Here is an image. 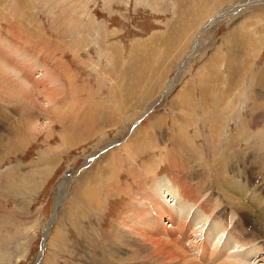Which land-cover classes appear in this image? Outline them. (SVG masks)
<instances>
[{"label": "rangeland", "instance_id": "1", "mask_svg": "<svg viewBox=\"0 0 264 264\" xmlns=\"http://www.w3.org/2000/svg\"><path fill=\"white\" fill-rule=\"evenodd\" d=\"M1 62L0 264H144V230L178 233L169 185L227 253L247 206L264 264V0H0ZM47 71L59 114L29 116Z\"/></svg>", "mask_w": 264, "mask_h": 264}, {"label": "bare ground", "instance_id": "2", "mask_svg": "<svg viewBox=\"0 0 264 264\" xmlns=\"http://www.w3.org/2000/svg\"><path fill=\"white\" fill-rule=\"evenodd\" d=\"M20 7V6H19ZM228 15V14H224V13H219L217 17H215V19L212 21H216L220 18H222L223 16ZM212 22H210L209 24H211ZM76 35V34H75ZM17 36V35H16ZM19 36V35H18ZM197 40V39H196ZM3 43V42H2ZM12 45V44H11ZM195 47V46H194ZM197 47V46H196ZM8 48V47H7ZM196 50V49H195ZM3 63L1 62L0 65L2 66V68H6L3 67L2 65ZM0 66V67H1ZM181 68V67H180ZM7 69V68H6ZM10 69V67H9ZM2 70V69H1ZM8 72L10 70H7ZM2 73V72H1ZM4 73V72H3ZM10 75L12 74L11 71L9 72ZM31 74V73H30ZM7 75V73L5 74ZM4 75V78H5ZM18 75V73H17ZM56 75V74H55ZM2 76V75H1ZM59 76V74H58ZM58 76H54L52 73H49L48 71L45 72V74L42 75L41 80L37 81L36 84L32 85L31 82L30 84H27L23 82V86L21 82H17L15 81V84H19L22 87H20V93H16L18 101L23 104L26 105L27 107H29V116H32L31 110L33 111V107L34 109L38 110L37 108H39L43 113H49V114H54L55 116H57V114H59V108L60 106L58 105V96L60 95V91H61V87L60 86L57 77ZM14 77V76H13ZM1 78V77H0ZM10 78V77H9ZM16 78V76H15ZM19 78V77H18ZM30 78V77H29ZM195 78V77H194ZM7 81L8 78L6 77ZM18 80V79H16ZM27 80V79H26ZM6 81V82H7ZM20 81H22V79H20ZM11 82V81H10ZM17 82V83H16ZM28 82V81H27ZM12 83V82H11ZM13 83V84H14ZM29 83V82H28ZM6 84V83H5ZM8 86V85H7ZM36 86V87H35ZM36 89H35V88ZM9 88V87H8ZM33 88L35 90H33ZM171 88V83L169 84L168 90ZM12 90V88H9ZM8 89V90H9ZM17 89H18V85H17ZM167 90V91H168ZM14 91V89H13ZM41 91V92H40ZM19 92V91H18ZM26 92V93H25ZM25 93V94H24ZM38 93V95H40V93L42 94L43 100L42 103L37 102V98H36V94ZM9 94V91H8ZM62 96V94H61ZM14 97V96H13ZM61 98V97H60ZM28 109V108H27ZM40 113V111H39ZM53 115V116H54ZM61 117V116H60ZM29 119V118H28ZM27 122L25 121V124ZM31 127V131L35 132L37 131L41 125L40 123L36 120V123L34 124V122L31 123L30 125ZM16 141V140H15ZM10 142V141H9ZM16 143V142H15ZM11 144V143H10ZM14 142L11 144V146L9 147V151H12L14 149ZM8 151V150H7ZM3 153V152H2ZM5 153V151H4ZM7 154V152H6ZM4 155V154H3ZM2 158V157H0ZM71 174V173H70ZM67 175L66 178L64 179V184L67 183V179L68 178H72V176ZM171 184V183H170ZM62 186V185H61ZM63 187V186H62ZM66 188V187H65ZM192 191V190H191ZM62 194V193H61ZM63 194H64V188H63ZM62 194V195H63ZM240 195V194H239ZM59 196V195H58ZM161 196L163 199H165L166 203H168V207L165 209L166 212V217L168 216L172 222H174V224H177V229H178V233H176V230L172 227V225L170 223L169 226L165 224L162 225V233L165 236V240L164 241L162 238L159 239L156 236H154L153 234L150 233V231H146L144 230V235L146 238L148 239V241H143V245H144V253L147 256V260L145 261L144 264H168L172 263V264H250L251 262H249V260L246 259V257H249L248 254L244 253L245 255L242 256V254L240 253L239 249H240V243H238L236 240H241L242 244L248 245L251 243H254L253 240L260 238L261 236H257L258 238L255 237V234L253 233L254 230L251 229V234L250 231L248 230L249 226L252 221L249 215H246L245 213L247 212L246 210H248V207L244 206L243 203L240 202V204L238 203H234L235 204V208L238 212H242L244 217L242 219H239L238 222L235 221L234 224L232 225V218H234L233 216H228V212L224 215L223 219L225 218L227 220V217L229 218V221L227 220V225L230 224L232 226V240H231V245L230 246V253H227V249L225 250L224 248H221L220 246H222L225 242H221V238H218L215 243L213 244V237L210 238L211 240H206L203 237L204 231H202V228H198L192 230V223H187L186 219L188 217V215L190 214V210L188 209L187 212H185L184 210L186 209V203L184 205V202L179 203V198L177 196H175L173 194V192L171 191V186L169 185L167 188L162 189L161 191ZM181 196H183L184 199H188V194H183L180 195V200H181ZM63 196H60V200L57 201V203L55 204V207L57 208L61 203V198ZM235 197V196H234ZM240 197V196H239ZM238 197V198H239ZM242 197V196H241ZM161 198V197H160ZM170 198V200H168ZM235 199V198H234ZM240 199V198H239ZM143 200V199H142ZM168 200V201H167ZM236 200V199H235ZM162 201V200H161ZM182 201V200H181ZM208 201V200H207ZM211 202V201H210ZM208 203V202H207ZM213 203V202H212ZM204 204V201H203ZM211 205V204H210ZM191 206V205H190ZM161 207V206H160ZM189 207V206H188ZM205 207V206H204ZM209 207V206H208ZM56 210V209H55ZM261 211V210H259ZM208 212V211H207ZM245 212V213H244ZM253 212V211H252ZM202 213V211H201ZM248 213V212H247ZM262 213V218L261 219V223L264 222V212H260ZM197 213H195L196 215ZM208 214V213H206ZM211 214V213H210ZM251 214V213H250ZM254 214V213H253ZM205 215V214H204ZM258 215V213H257ZM198 216V215H197ZM216 216V215H215ZM143 217V216H142ZM161 217V216H160ZM200 217V218H199ZM198 218L200 219V223L201 222V216L199 214ZM220 218V217H219ZM253 218V217H252ZM255 218V217H254ZM198 219V220H199ZM203 219V218H202ZM221 219V218H220ZM256 219V218H255ZM121 220V219H120ZM209 220V216L207 217L206 221ZM122 221V220H121ZM205 221V220H204ZM166 222V221H165ZM195 222V220H194ZM123 223V221L121 222ZM198 223V222H197ZM260 223V222H259ZM162 224V223H161ZM203 224V223H202ZM214 224H218L217 221H213L211 223V225ZM195 225V224H194ZM229 225V226H230ZM253 225V223L251 224ZM260 225V224H259ZM200 225H198L197 227H199ZM263 226V225H262ZM189 230H191L192 232H188V228ZM252 228V227H251ZM260 228V227H259ZM262 228V227H261ZM260 228V229H261ZM171 229V230H170ZM213 229V227L211 228ZM263 229V228H262ZM220 230L222 229V226L220 227ZM136 231V230H135ZM188 232V233H187ZM142 233V232H141ZM176 233V234H175ZM217 233V231H216ZM222 233V231H221ZM258 233V232H257ZM115 234V233H114ZM175 234V237L174 235ZM117 235V234H116ZM134 235V233H133ZM139 236V234H137ZM141 235V234H140ZM192 235H196L198 238H202L203 242H197L196 245L192 248V252H190L187 249V246L183 245L181 242H188L189 244L192 243L191 237H193ZM224 235V233L222 234ZM177 236L180 237V239L177 238ZM218 236V235H217ZM142 238V237H140ZM46 239V238H45ZM261 239V238H260ZM127 240V239H126ZM124 241L123 244H127V241ZM226 240V239H225ZM259 240V239H258ZM120 241V240H119ZM123 241V240H122ZM121 241V242H122ZM256 241V240H255ZM134 242V240H133ZM138 242V241H137ZM150 242V243H147ZM257 242V241H256ZM120 243V242H119ZM136 243V242H134ZM142 244V243H141ZM239 244V245H238ZM140 245V244H139ZM127 246V245H126ZM142 247V246H141ZM189 247V246H188ZM190 248V247H189ZM243 248V247H242ZM229 250V249H228ZM264 251V250H263ZM141 252V251H140ZM137 253V251L135 252ZM220 253L221 256L220 257H216V254ZM143 255V253H142ZM229 255V256H228ZM120 257V256H119ZM126 257V256H125ZM140 257V256H139ZM143 257V256H142ZM130 259V258H129ZM100 260V259H99ZM107 260V259H106ZM117 260V259H116ZM252 260V259H250ZM253 261V260H252ZM251 264H254L253 262Z\"/></svg>", "mask_w": 264, "mask_h": 264}]
</instances>
